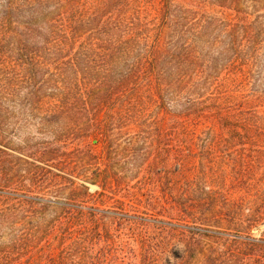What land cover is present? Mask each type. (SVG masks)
<instances>
[{
	"label": "trees",
	"instance_id": "16d2710c",
	"mask_svg": "<svg viewBox=\"0 0 264 264\" xmlns=\"http://www.w3.org/2000/svg\"><path fill=\"white\" fill-rule=\"evenodd\" d=\"M0 1V264H264V0ZM21 109L51 141L12 146ZM153 125L165 175L196 164L206 195L150 204L161 230L139 232L137 252L103 228L126 217L100 211L90 186H110L96 146L136 161Z\"/></svg>",
	"mask_w": 264,
	"mask_h": 264
},
{
	"label": "rangeland",
	"instance_id": "374dc122",
	"mask_svg": "<svg viewBox=\"0 0 264 264\" xmlns=\"http://www.w3.org/2000/svg\"><path fill=\"white\" fill-rule=\"evenodd\" d=\"M2 4L3 1H0V10ZM155 4V6L158 8L159 5L157 3ZM204 10L218 16L222 15V13L219 12L220 10L216 7H206ZM155 13L153 11V14ZM227 78H229V76L225 77V79ZM220 83L224 85L223 90H227L224 95H229L230 97L235 98L236 101L238 100L245 102L247 105H256L258 103L256 96H251V90H249V88L240 92L236 91V89L231 86L232 82L225 81ZM211 90L212 88H205V90H201L203 94H205L204 98L208 96ZM155 92V89L143 87L140 90L139 95L143 97H153L156 99L154 96ZM122 96L123 93L118 95V97ZM186 96L187 95H185L183 98V102L187 100ZM193 97L194 96L192 95L191 101L193 100ZM192 102L191 105L195 104ZM111 112L114 114V122L117 116L118 106L116 105L113 107ZM29 113L30 112L27 110L21 109L20 118H18L16 125L17 134L12 139V146L14 148L23 149L28 144L33 145L43 141H51L50 137L44 136L40 133V125L38 123L39 118L36 117V114L33 113L31 116ZM99 115L100 117H103L101 114ZM153 120V118H150L149 122H152ZM195 123L196 122L191 118V126L189 127V129H191V138L194 135L193 133H196L195 136H203L202 132L207 129L201 122L200 123L202 125L199 126H195ZM115 130L116 129H114L112 132L114 133ZM137 130L139 131L141 128ZM149 131L152 132V136L148 138V140H145V143L141 142L138 145L140 153H142V157L140 159H136V161H129L128 158H116L109 160L105 149L101 145L96 146L95 150L98 158L96 168L99 170V173H108V177L110 178V186H107L105 189H103L104 187L101 183L90 186V194L95 196L96 199V203L94 205L100 211H111L116 209L126 217L125 221L118 218L112 219V225L110 220H107L106 222L102 223L103 228H105L107 224L108 228L111 230V233L120 235L119 242L123 243L125 248L133 249L137 252H141V246L135 243V240L139 241V232H147L148 235L154 236L161 230L158 228L159 224H157L154 221V218L151 216L153 213L148 210V208H150V204L153 205L156 202L162 204L164 202V198L166 196L170 197L172 192L177 196H186L187 198H191V204H194L195 201L202 200L206 195V193L200 189L201 183L198 184L196 182L200 176L205 177L201 171L194 167L196 164H194L191 167V170L188 172H180L174 176H171V178H168L165 175L164 170H169L171 168L170 165L172 162L167 168H165L163 163L160 162L163 155V152L161 151L162 144L160 143V136H158L157 132L155 131L154 125L149 128ZM91 143L92 145H95L96 141ZM119 147H121L118 150L119 153L124 154V144L121 143ZM230 153L235 154L234 157H237L238 152L231 150ZM144 154L145 156H143ZM225 154H229L228 151L221 154L219 153V155ZM173 179L174 181L177 179L176 186H173L171 183ZM230 186L231 182L226 181L225 188L228 190L230 198H239V192L231 190ZM204 190L206 192V189ZM101 193H103L104 196H101ZM158 218L167 220L166 217ZM169 227L170 226H168V228L165 230L169 231ZM259 230H264V226L254 230L255 236L260 235ZM181 231L182 230H180V232ZM162 236H166V233L162 232ZM49 239L50 241H53L54 238L50 237ZM127 243L128 245H126ZM42 245H47V243L44 242Z\"/></svg>",
	"mask_w": 264,
	"mask_h": 264
}]
</instances>
